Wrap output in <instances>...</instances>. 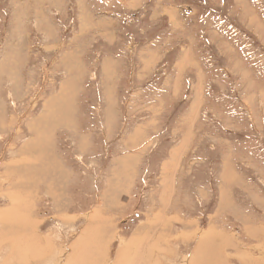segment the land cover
Wrapping results in <instances>:
<instances>
[{
	"label": "rangeland",
	"instance_id": "374dc122",
	"mask_svg": "<svg viewBox=\"0 0 264 264\" xmlns=\"http://www.w3.org/2000/svg\"><path fill=\"white\" fill-rule=\"evenodd\" d=\"M89 249L264 264V0H0V264Z\"/></svg>",
	"mask_w": 264,
	"mask_h": 264
},
{
	"label": "bare ground",
	"instance_id": "6f19581e",
	"mask_svg": "<svg viewBox=\"0 0 264 264\" xmlns=\"http://www.w3.org/2000/svg\"><path fill=\"white\" fill-rule=\"evenodd\" d=\"M16 213V212H15ZM14 214V213H13ZM104 219V218H103ZM95 220V219H94ZM99 222V221H98ZM38 224V223H37ZM23 226V225H22ZM19 227V226H18ZM26 227V226H25ZM24 228V227H23ZM27 228V227H26ZM87 231V230H86ZM33 232V231H32ZM85 233V232H84ZM88 235V234H87ZM27 237V236H26ZM91 237V236H90ZM23 238H25V237H23ZM31 238V237H30ZM33 238V237H32ZM84 239H83V241L86 239V237H85V235H84V237H83ZM35 239V238H34ZM38 239V238H37ZM27 241V240H26ZM19 243V242H18ZM75 243H77V242H75ZM204 243H208V241H205ZM77 245V247H78V245L79 244H76ZM80 245H82L83 247H84V245H83V243H80ZM80 245H79V247H80ZM97 246V245H96ZM22 247V246H21ZM89 247V246H88ZM99 248V247H98ZM97 248V249H98ZM152 248V247H151ZM157 248V247H156ZM90 249H92V248H90ZM90 249L89 250H86L85 252H80V254L79 255H75L73 258H74V262H75V264H96V259H98V255L96 254V253H99L100 251L98 250V251H96V253L95 254H93L92 252V254L94 255L93 256V258H94V260L93 261H90V256H88V252L90 251ZM100 249V248H99ZM198 249V248H197ZM201 249V248H200ZM199 249V250H200ZM80 250V249H79ZM85 250V249H84ZM96 250V249H95ZM94 250V251H95ZM128 249L126 250V251H122L121 253H120V255H119V260H118V264H134V263H131L130 262V260L128 261ZM126 252H127V254H126ZM199 251L197 250V253H196V255H194L195 256V259L197 258V260L198 259H200L201 257V255L199 256L198 254H200V253H198ZM99 254H101V253H99ZM204 254H206V253H204ZM210 254V253H209ZM197 255L199 256V257H197ZM203 255V254H202ZM204 256H206V255H204ZM28 258V257H27ZM39 258V257H38ZM202 258L204 259V257L202 256ZM70 260V259H69ZM194 262H195V260H194ZM197 262V261H196ZM195 262V263H196ZM98 263V262H97ZM194 263V264H195ZM67 264H72V262L71 261H69ZM74 264V263H73Z\"/></svg>",
	"mask_w": 264,
	"mask_h": 264
}]
</instances>
